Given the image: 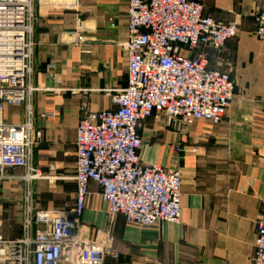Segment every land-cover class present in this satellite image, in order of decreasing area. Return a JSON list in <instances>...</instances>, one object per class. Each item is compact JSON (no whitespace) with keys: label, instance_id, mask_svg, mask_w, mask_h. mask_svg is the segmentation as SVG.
Masks as SVG:
<instances>
[{"label":"crops","instance_id":"0c3cea01","mask_svg":"<svg viewBox=\"0 0 264 264\" xmlns=\"http://www.w3.org/2000/svg\"><path fill=\"white\" fill-rule=\"evenodd\" d=\"M196 1L205 15L240 24L237 37L221 50L205 51L210 68L229 72L235 81L233 102L218 125L197 121L177 131L160 115L147 119L140 130L141 160L181 173L179 223L129 225L122 215L109 213L98 185H89L75 232L89 241L112 239L117 257L105 264H254L256 224L264 211V42L254 30L264 0ZM127 24L128 0L34 2L29 82L35 90L24 104L4 110L6 123L30 119L33 126L30 165L39 177L12 169L8 175L18 179L5 181L25 186L34 210H59L46 197L53 187L57 200L76 174L79 120L88 111L113 109L114 93L126 88ZM75 193H70L72 208Z\"/></svg>","mask_w":264,"mask_h":264},{"label":"built area","instance_id":"2783aa9c","mask_svg":"<svg viewBox=\"0 0 264 264\" xmlns=\"http://www.w3.org/2000/svg\"><path fill=\"white\" fill-rule=\"evenodd\" d=\"M35 1L0 0V180L18 179L8 175L12 169L38 176L30 165L36 144L30 119L22 124L4 119L6 105L24 104L35 90L29 82ZM37 1L51 5L55 0ZM255 22L254 35L264 42V7ZM127 26L126 88L114 93L113 109L88 111L77 125L75 206L34 210L27 192L25 235L8 239L0 230V264H105L117 257L111 238L89 241L75 232L91 183L98 185L109 213L122 215L129 225L179 223L181 173L141 160L140 130L147 119L160 115L177 131L197 121H223L235 81L229 72L210 68L205 51L221 50L237 37L240 24L205 15L196 0H128ZM253 263L264 264V211L256 224Z\"/></svg>","mask_w":264,"mask_h":264},{"label":"rangeland","instance_id":"374dc122","mask_svg":"<svg viewBox=\"0 0 264 264\" xmlns=\"http://www.w3.org/2000/svg\"><path fill=\"white\" fill-rule=\"evenodd\" d=\"M76 189L75 181H67L63 186L62 193L54 200L53 196L57 193L53 187L48 188L50 197H46L51 207L59 209H71L72 199L70 193ZM26 188L22 185L9 183L5 180H0V230L4 235L9 236V233H24V212L26 206ZM44 207V206H42Z\"/></svg>","mask_w":264,"mask_h":264},{"label":"bare ground","instance_id":"6f19581e","mask_svg":"<svg viewBox=\"0 0 264 264\" xmlns=\"http://www.w3.org/2000/svg\"><path fill=\"white\" fill-rule=\"evenodd\" d=\"M37 177H39V176H37ZM37 177H34V178H37Z\"/></svg>","mask_w":264,"mask_h":264}]
</instances>
